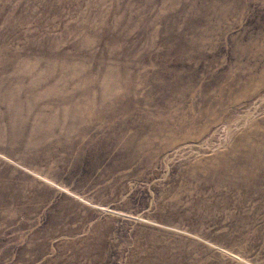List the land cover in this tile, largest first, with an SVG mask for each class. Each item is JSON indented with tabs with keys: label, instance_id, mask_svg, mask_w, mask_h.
<instances>
[{
	"label": "rangeland",
	"instance_id": "374dc122",
	"mask_svg": "<svg viewBox=\"0 0 264 264\" xmlns=\"http://www.w3.org/2000/svg\"><path fill=\"white\" fill-rule=\"evenodd\" d=\"M0 264H264V0H0Z\"/></svg>",
	"mask_w": 264,
	"mask_h": 264
}]
</instances>
